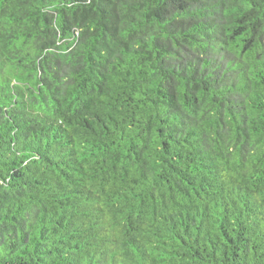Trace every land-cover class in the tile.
Masks as SVG:
<instances>
[{
  "label": "trees",
  "instance_id": "obj_1",
  "mask_svg": "<svg viewBox=\"0 0 264 264\" xmlns=\"http://www.w3.org/2000/svg\"><path fill=\"white\" fill-rule=\"evenodd\" d=\"M0 264H264V0H0Z\"/></svg>",
  "mask_w": 264,
  "mask_h": 264
}]
</instances>
